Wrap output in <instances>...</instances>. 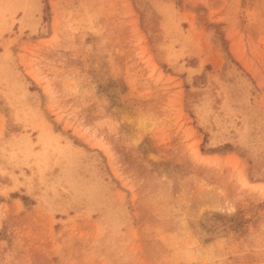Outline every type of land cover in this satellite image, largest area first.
I'll use <instances>...</instances> for the list:
<instances>
[{
  "label": "rangeland",
  "instance_id": "rangeland-1",
  "mask_svg": "<svg viewBox=\"0 0 264 264\" xmlns=\"http://www.w3.org/2000/svg\"><path fill=\"white\" fill-rule=\"evenodd\" d=\"M0 264H264V0H0Z\"/></svg>",
  "mask_w": 264,
  "mask_h": 264
}]
</instances>
